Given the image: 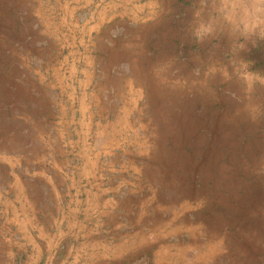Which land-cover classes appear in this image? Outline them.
I'll list each match as a JSON object with an SVG mask.
<instances>
[{"label": "rangeland", "instance_id": "374dc122", "mask_svg": "<svg viewBox=\"0 0 264 264\" xmlns=\"http://www.w3.org/2000/svg\"><path fill=\"white\" fill-rule=\"evenodd\" d=\"M196 3L0 0V221L62 154H144L145 255L264 264V41L196 43Z\"/></svg>", "mask_w": 264, "mask_h": 264}, {"label": "crops", "instance_id": "0c3cea01", "mask_svg": "<svg viewBox=\"0 0 264 264\" xmlns=\"http://www.w3.org/2000/svg\"><path fill=\"white\" fill-rule=\"evenodd\" d=\"M140 10L125 8L123 13L136 17ZM66 155L62 154L61 163L54 161L50 169L37 173L40 188L44 186L39 197L33 198L23 187L19 207L13 203L12 216H1L0 264H149V260L207 264L212 260L213 247L202 250L164 241L176 235L166 228L153 232L155 247L150 256L144 254L150 246L144 233V154ZM75 155L80 162H70Z\"/></svg>", "mask_w": 264, "mask_h": 264}, {"label": "clouds", "instance_id": "9594fccd", "mask_svg": "<svg viewBox=\"0 0 264 264\" xmlns=\"http://www.w3.org/2000/svg\"><path fill=\"white\" fill-rule=\"evenodd\" d=\"M188 31L198 44L227 37L243 51L264 41V0H197Z\"/></svg>", "mask_w": 264, "mask_h": 264}]
</instances>
